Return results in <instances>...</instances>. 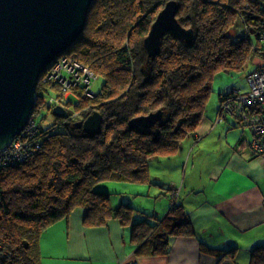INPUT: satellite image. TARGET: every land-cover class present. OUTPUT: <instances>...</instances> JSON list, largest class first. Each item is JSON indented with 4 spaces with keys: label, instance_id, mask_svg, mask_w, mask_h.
I'll list each match as a JSON object with an SVG mask.
<instances>
[{
    "label": "trees",
    "instance_id": "1",
    "mask_svg": "<svg viewBox=\"0 0 264 264\" xmlns=\"http://www.w3.org/2000/svg\"><path fill=\"white\" fill-rule=\"evenodd\" d=\"M167 1L92 2L83 32L63 53L103 79L92 97L80 86L64 92L56 82L45 80L49 68L40 77L33 115L45 108L51 123L42 126L32 117L27 132L32 146L23 158L0 157V264H42L44 232L76 209L84 211L85 227H102L109 219L127 227L130 240L138 245L136 257L165 256L173 238L191 234L175 190L169 191L167 213L159 217L152 208L137 205V195L134 201L112 203L107 187L154 185L150 162L179 157V163L200 139L197 130L214 77L239 73L255 58L261 65L252 71L264 69V0H175L176 19L192 29L193 39L187 44L167 32L159 52L148 58L143 40ZM237 24L244 33L231 36ZM52 88L58 93L47 96ZM248 91L218 93L217 123L234 119L244 126L245 109L238 97ZM69 94L77 100L65 99ZM55 106L67 116L57 115ZM93 112L101 116V124L88 134L76 124ZM166 185L162 182L159 189L164 191ZM235 251L229 248L221 258H232ZM249 264H264V247L251 251Z\"/></svg>",
    "mask_w": 264,
    "mask_h": 264
},
{
    "label": "crops",
    "instance_id": "2",
    "mask_svg": "<svg viewBox=\"0 0 264 264\" xmlns=\"http://www.w3.org/2000/svg\"><path fill=\"white\" fill-rule=\"evenodd\" d=\"M217 105L218 100L213 115H204L196 146L179 161L186 163L182 176L170 174L166 189L154 194L158 197L152 207L146 204L150 187H107L112 203L134 201L137 195V205L152 208L159 217L167 213L169 191L175 190L187 211L190 235L173 238L165 256L136 257L138 245L127 227L115 219L102 227H85L84 211L76 209L44 232L42 264H124L134 259L138 264H249L251 251L264 247V160L251 154V133L240 131L236 120L217 123ZM229 248H236L234 256L221 258Z\"/></svg>",
    "mask_w": 264,
    "mask_h": 264
},
{
    "label": "water",
    "instance_id": "3",
    "mask_svg": "<svg viewBox=\"0 0 264 264\" xmlns=\"http://www.w3.org/2000/svg\"><path fill=\"white\" fill-rule=\"evenodd\" d=\"M93 1L0 0V151L30 122L41 75L79 38ZM178 8L168 0L158 12L143 40L148 58L159 52L167 32L191 43L193 31L177 21ZM54 112L67 116L61 106ZM100 124L101 116L93 112L76 126L93 134Z\"/></svg>",
    "mask_w": 264,
    "mask_h": 264
},
{
    "label": "built area",
    "instance_id": "4",
    "mask_svg": "<svg viewBox=\"0 0 264 264\" xmlns=\"http://www.w3.org/2000/svg\"><path fill=\"white\" fill-rule=\"evenodd\" d=\"M94 79V75L87 67L65 55L58 57L45 72V80L56 82L64 92L80 86L88 97L94 95L91 89V83ZM247 83L250 90L247 94L239 95L238 97V104L242 107L241 109H245L241 115V119L245 123H243V127H247L251 133V139L248 141L247 147L253 156L264 160V69L259 67V69L249 73L247 75ZM250 105H257L258 108L249 111L246 107ZM219 120L221 119L217 121ZM28 124L13 139L10 146L0 151V157L4 161L11 158H23L24 152L32 146V143L27 142L25 138L26 136L27 139L30 138L27 132L30 130L31 124ZM21 134L22 138L19 137ZM36 141L38 142V140ZM124 264L138 263L136 260H131Z\"/></svg>",
    "mask_w": 264,
    "mask_h": 264
},
{
    "label": "rangeland",
    "instance_id": "5",
    "mask_svg": "<svg viewBox=\"0 0 264 264\" xmlns=\"http://www.w3.org/2000/svg\"><path fill=\"white\" fill-rule=\"evenodd\" d=\"M237 32H239L240 34L244 33L243 27L240 24H237L232 30H230L229 34L231 36H234V34ZM250 36H251V41H253V43H256V37L254 35H250ZM254 60L256 61V63L259 62L256 58L253 59L252 62H249L248 65L245 67V69L239 73H229V74L221 73V74H218L214 77L213 86H212L213 90H212L210 97L208 99L205 115L207 113H210L211 115H213L215 113V107L217 104L219 92H223L225 90L233 89V87H235L236 89H240L242 92L248 91L246 79H247V74L250 71H252L255 67ZM257 64L260 65L261 62H259ZM103 82L104 81L101 77L96 76V78L91 83L92 92H94V93L99 92ZM56 90H57V88H52L51 89L52 93H48L47 96L57 94L58 90L57 91ZM65 99H67L71 102H74L75 100H77V97H75L73 94H69L68 97H66ZM32 117H34L36 122H39L42 126H47L52 121L51 114L50 113L48 114V112L46 111L45 108H43L38 114H36L35 116L33 115ZM239 130L243 131L246 136H248L250 134L247 127L243 128L241 126L239 128ZM26 141L29 142L28 139H26ZM190 145H192V144H190ZM177 158H179V157H177ZM177 158L175 160L170 159V160L161 161L160 164L155 163L156 161L150 162L149 171H151V181L154 182L156 180V183L148 189L149 190L148 195L151 197L148 198L149 201H146L147 205H150V206L152 205L151 201L154 200L153 199L154 194H156L158 192L162 182L166 183L171 179L170 174L175 176V174L180 173L179 176L180 177L182 176V174L185 170V167H186V163H182L181 165H179V163H178L179 159H177Z\"/></svg>",
    "mask_w": 264,
    "mask_h": 264
},
{
    "label": "clouds",
    "instance_id": "6",
    "mask_svg": "<svg viewBox=\"0 0 264 264\" xmlns=\"http://www.w3.org/2000/svg\"><path fill=\"white\" fill-rule=\"evenodd\" d=\"M62 56H63V55H62ZM60 57H61V56H60ZM57 58H58V57H57ZM57 58H56V59H57ZM56 59H55V60H56ZM55 60L50 64V66L55 62ZM260 62H261V61H260ZM50 66H49V67H50ZM49 67H48V68H49ZM46 70H47V69H46ZM46 70H45V71H46ZM45 71H44V72H45ZM44 72H43V73H44ZM41 76H42V75H41Z\"/></svg>",
    "mask_w": 264,
    "mask_h": 264
},
{
    "label": "bare ground",
    "instance_id": "7",
    "mask_svg": "<svg viewBox=\"0 0 264 264\" xmlns=\"http://www.w3.org/2000/svg\"><path fill=\"white\" fill-rule=\"evenodd\" d=\"M64 53H65V52H64ZM62 55H63V53H62L60 56H62ZM60 56H59V57H60Z\"/></svg>",
    "mask_w": 264,
    "mask_h": 264
}]
</instances>
